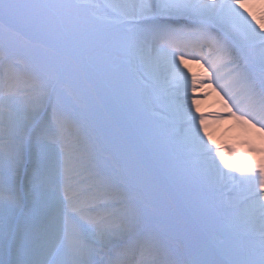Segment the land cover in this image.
Instances as JSON below:
<instances>
[{
	"label": "snow or ice",
	"instance_id": "obj_1",
	"mask_svg": "<svg viewBox=\"0 0 264 264\" xmlns=\"http://www.w3.org/2000/svg\"><path fill=\"white\" fill-rule=\"evenodd\" d=\"M185 58L264 131L242 0H0V264H264V156L206 140Z\"/></svg>",
	"mask_w": 264,
	"mask_h": 264
},
{
	"label": "bare ground",
	"instance_id": "obj_2",
	"mask_svg": "<svg viewBox=\"0 0 264 264\" xmlns=\"http://www.w3.org/2000/svg\"><path fill=\"white\" fill-rule=\"evenodd\" d=\"M246 11L258 27L264 28V0H242ZM184 71L189 75V104L194 114L204 121L203 132L211 146L219 148L230 162L237 165L259 160L264 156V131L227 115L222 95L214 86L200 83L206 79V69L201 62L185 58ZM197 81L195 89L192 80ZM202 132V134H203ZM235 153V155H233Z\"/></svg>",
	"mask_w": 264,
	"mask_h": 264
},
{
	"label": "rangeland",
	"instance_id": "obj_3",
	"mask_svg": "<svg viewBox=\"0 0 264 264\" xmlns=\"http://www.w3.org/2000/svg\"><path fill=\"white\" fill-rule=\"evenodd\" d=\"M236 118V117H235ZM237 119V118H236ZM238 120V119H237ZM239 121V123H241V125L243 124V122L242 121H240V120H238Z\"/></svg>",
	"mask_w": 264,
	"mask_h": 264
}]
</instances>
